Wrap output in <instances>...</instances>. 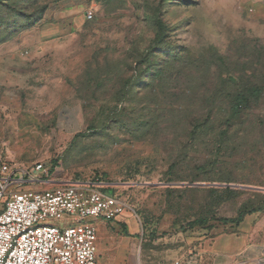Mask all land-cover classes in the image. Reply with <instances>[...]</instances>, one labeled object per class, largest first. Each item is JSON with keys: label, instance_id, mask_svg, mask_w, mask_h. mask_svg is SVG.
Segmentation results:
<instances>
[{"label": "rangeland", "instance_id": "obj_1", "mask_svg": "<svg viewBox=\"0 0 264 264\" xmlns=\"http://www.w3.org/2000/svg\"><path fill=\"white\" fill-rule=\"evenodd\" d=\"M253 8L0 0V163L44 162L51 182L36 188L88 182L116 194L126 203L116 237L134 233L135 256L165 263L263 217L264 6Z\"/></svg>", "mask_w": 264, "mask_h": 264}, {"label": "built area", "instance_id": "obj_2", "mask_svg": "<svg viewBox=\"0 0 264 264\" xmlns=\"http://www.w3.org/2000/svg\"><path fill=\"white\" fill-rule=\"evenodd\" d=\"M92 16L87 10L86 18ZM38 171L41 178L33 175ZM50 172L44 162L20 170L1 161L0 264H98V233L91 220H115L126 203L88 182L33 187L51 182Z\"/></svg>", "mask_w": 264, "mask_h": 264}, {"label": "crops", "instance_id": "obj_3", "mask_svg": "<svg viewBox=\"0 0 264 264\" xmlns=\"http://www.w3.org/2000/svg\"><path fill=\"white\" fill-rule=\"evenodd\" d=\"M249 1H253L255 13L264 6V0ZM245 3L243 1L242 4ZM118 217L112 221L91 220L98 233V264H115L121 250L125 252L126 260L130 264H174L178 260L180 249L173 250V260L168 263L155 254L141 253L135 256L132 250L137 236L133 233L130 236L116 237L114 233L116 222L121 221ZM198 250L197 255L184 264H264V216H246L233 230L219 232L200 240Z\"/></svg>", "mask_w": 264, "mask_h": 264}, {"label": "trees", "instance_id": "obj_4", "mask_svg": "<svg viewBox=\"0 0 264 264\" xmlns=\"http://www.w3.org/2000/svg\"><path fill=\"white\" fill-rule=\"evenodd\" d=\"M157 27H158L157 34H159V32L163 29V23L161 22V20H157ZM240 101H241V99H239V98L235 101L233 108H232L234 112L237 111L236 109H237V106L240 103ZM240 221H242V219Z\"/></svg>", "mask_w": 264, "mask_h": 264}]
</instances>
